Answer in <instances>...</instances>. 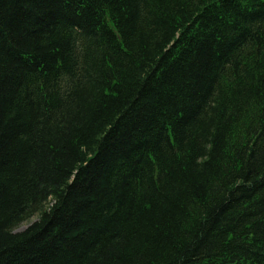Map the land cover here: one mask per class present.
<instances>
[{"label": "trees", "instance_id": "obj_1", "mask_svg": "<svg viewBox=\"0 0 264 264\" xmlns=\"http://www.w3.org/2000/svg\"><path fill=\"white\" fill-rule=\"evenodd\" d=\"M0 264H264V0H0Z\"/></svg>", "mask_w": 264, "mask_h": 264}, {"label": "rangeland", "instance_id": "obj_2", "mask_svg": "<svg viewBox=\"0 0 264 264\" xmlns=\"http://www.w3.org/2000/svg\"><path fill=\"white\" fill-rule=\"evenodd\" d=\"M34 219L35 218H32L28 222H25V223L21 224L18 228L15 229V231H22V230H24L31 222L34 221Z\"/></svg>", "mask_w": 264, "mask_h": 264}]
</instances>
